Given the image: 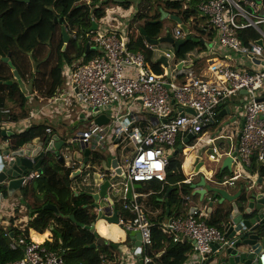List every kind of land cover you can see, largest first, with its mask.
Here are the masks:
<instances>
[{"label":"crops","instance_id":"1","mask_svg":"<svg viewBox=\"0 0 264 264\" xmlns=\"http://www.w3.org/2000/svg\"><path fill=\"white\" fill-rule=\"evenodd\" d=\"M199 1L85 0L87 9L85 8L84 11L77 13L74 17H80L82 21L85 20V25L81 27L80 34L79 29L71 27L72 19L70 18L65 29L70 36L69 40H65L59 25L54 24L53 30L50 28V32L56 33V41L60 42L59 46H61L62 52H66L73 45L74 38L78 37L77 45L70 53V58L64 56L62 59L61 73L63 83L52 95L47 94L46 89L41 88L37 84L39 83L38 80L41 79L40 74L31 76L28 72L26 77H22L19 74L14 64V51L17 48V43L15 42L17 41L11 42V44L13 43L11 52H0V69L8 72L10 78L7 80L0 79V84L17 85L26 99L23 101L21 95H19L14 97V99L7 100L8 112L1 116L0 119V129L1 131L4 130L3 134L0 135V147L5 141H9V146L12 150L23 147L27 143L48 145L52 142L50 153L42 166L33 170L42 172L45 165L57 168L56 176L66 180V184L75 195V198L70 199L68 207L78 208L83 203V199L80 196L87 194L86 192L100 190L99 184L92 183L93 180L88 183L89 177L91 178L95 174L93 177L100 178L101 173H110L114 169L112 164L114 159L117 160L120 168L123 167L125 159L132 156L135 151L133 144L125 136L116 135L119 129L114 124V114L117 108L107 107L102 109L98 115H93L89 110L90 108L82 103L80 97L75 98L71 105L65 100L64 90L68 87L67 66L71 67L85 62L99 54L98 50L88 42V34L90 32L118 30L120 34L130 40V48L134 45L135 50L140 51V48H144L145 45V51H141L146 54L150 51L148 59L153 71L164 76L167 75L172 80L181 83L187 81L192 75L209 78L211 75L209 66L216 61H231L251 71L264 69L263 62H255L247 57L242 58L240 54L224 47L220 43L218 30L208 23V19L201 14L199 6L197 8ZM8 2H14L12 5L19 10L20 24H23V32L28 33L27 38H38L39 48L42 45L47 49L57 45L52 43L51 38H47L44 43L40 39L43 33L46 34V31H49L47 30L49 27L44 28L41 24L44 13L46 15L51 13L52 15V12L48 9V5L52 4L51 1L49 3L48 0H0V22H6L5 18L9 14L7 9ZM42 3H45L46 6H39ZM75 3V0H72V4L74 5ZM96 10L103 12V14L98 15L95 12ZM262 12L260 16H263ZM56 13V10H54L53 16ZM27 16L28 18H26ZM174 17L180 18L182 23H178ZM153 25H160L161 33L158 36L151 37L149 32ZM176 28L181 29L184 33V37L181 38L184 39V42L180 46L168 41L152 45L148 40V38L155 39L166 36L167 30H171V34L175 38L172 32ZM250 28L256 29L262 35L264 24H260L259 28L250 26L241 29L239 37L243 43L244 40H254V37L247 34V31L251 30ZM2 29L7 36H13L7 27ZM186 29L189 31L188 34ZM188 36L190 37L188 38ZM262 39L263 43L261 44L260 40ZM256 43L264 46L263 35ZM135 44H139V46H135ZM166 44L171 45L172 48H168ZM80 48L83 49L82 53ZM183 48L186 51H181L180 55L179 50ZM39 51L42 52L41 49ZM52 51H55V47H53ZM33 52L34 49L24 52L25 59L32 62ZM51 52L49 55H51ZM168 53L171 56L166 57V60H161L162 56H166ZM89 54H91L90 58L88 57ZM42 57L39 55L37 65L42 64L40 62ZM56 59L57 56L55 60L53 59L55 65L59 62ZM50 63L53 62L51 61ZM34 82H36L37 86ZM248 99L247 92L241 91L220 107L218 121L205 126L201 132L206 139H211L204 145L202 144L196 149L191 147L196 137L194 134H187L182 140L180 138L177 147L169 154V158L170 161L173 159L182 161V174L185 178L182 182L170 180L167 172L165 181L153 180L140 182L138 183L139 185H136V182L132 183L131 198L127 195L128 190L122 187L119 194L110 193V195H114L113 198L117 205L115 206L116 209L120 210L118 212L119 224L109 222L104 218L99 219V210L91 208V205L88 206V209L96 215V218L92 224L85 226V228L93 232L96 235V239L91 245H85L84 247H91L100 256V264H144L141 263V257L143 258L146 252L137 251V236L126 234V229H131L121 223L122 221L127 224L131 222V215L133 214L124 207V203L134 202L140 204L143 212L146 213L147 218L153 225L158 224L159 231L157 236L161 243L159 249L154 248L156 260H153L152 264H175L183 255H185V259L182 264H210L209 261H211L210 258L213 254L210 255L208 261H204L195 249L194 242L187 238L176 242L173 240L172 234L164 230V226L173 218L188 215L195 210H202L208 213V218H205L207 222L213 221L215 226L224 231V221L231 213L232 203L227 201L221 205L215 200L213 206H209L207 199L202 202L201 195L196 193V190L203 189L205 186L202 185L197 189L192 186L193 182L200 181L201 175L206 176V182L211 186H218L217 182L229 180L227 189L231 194L243 188L241 196L236 200L241 211L248 207V198L250 199L253 195L264 192V174L260 170L253 172L243 166L237 155L235 156L237 166L236 164L233 166V172L230 171L229 167H223V161L226 156L228 154L234 155L238 148L240 130L243 127L245 107ZM77 105H81L83 108L78 109ZM71 108L73 109L70 110ZM100 115L107 118L101 124H104L109 129V140L101 143L96 141L89 146L90 151L86 155L87 148H82L78 142L72 143L71 141L75 137L69 138V133L73 131V128H77L81 124H86L85 129H75L74 131L78 130V133H80L87 130L89 125L93 121L96 122V118ZM124 115L126 116L125 121L131 122V129L142 131L146 130L150 124L163 121L157 120L152 113L144 110L138 102L133 103L131 106L123 107L120 116ZM31 127L40 128L41 132L33 138L25 137L22 145H16V135ZM48 129L51 130L48 131ZM180 145H183L182 149L179 148ZM172 155L174 158L170 157ZM107 159H112V161L107 163L106 166L103 162ZM87 177L88 179L86 180ZM99 180L102 181L103 179ZM119 180L120 182H128L121 175ZM25 186H28V190L32 195L30 193L28 196L23 194ZM36 187L38 185L33 181L30 184L23 185L21 188L20 185H17L13 189L15 193L13 201L12 198L9 199L11 201L4 211V220L0 223V226L6 229L11 238H13L11 247L19 238L25 237L28 240L45 244L63 257L64 255L73 256L74 252H77L76 249L63 246L62 233L57 229L63 223L69 224L74 221L76 211L70 213L69 218V215H63L56 204L47 203L44 208L50 213H45L46 220L41 222L42 213L36 211L40 201H36L35 196L40 198L43 193ZM218 197L220 198V196ZM103 201L108 202V198L104 197V200L102 198L101 202L104 203ZM48 204L55 206L56 210L47 208ZM219 205L225 206L226 209L219 211ZM114 213L115 208H111L108 214L113 216ZM170 239L171 242L169 241ZM173 243L178 245V251L173 246ZM180 253L181 256H179Z\"/></svg>","mask_w":264,"mask_h":264},{"label":"built area","instance_id":"2","mask_svg":"<svg viewBox=\"0 0 264 264\" xmlns=\"http://www.w3.org/2000/svg\"><path fill=\"white\" fill-rule=\"evenodd\" d=\"M262 7L264 9L263 0L261 3L258 0H203L199 4L201 14L218 30L220 43L224 47L240 54L242 58L255 57L263 60L264 49L261 45H244L239 38L241 29L250 26L259 28L260 24H264V16H260ZM173 35L176 38L184 37V33L178 28L173 30ZM262 35L264 37V31ZM88 42L99 54L85 62L67 66L68 87L64 90L65 100L71 105L75 98L80 97L82 103L89 108H117L114 124L119 129L116 135L125 136L135 149L134 154L127 157L121 167L120 175L126 181H165L171 164L169 154L177 147L180 138L182 140L187 134H194L196 137L191 146L193 149L210 141L211 139H206L201 134L203 128L217 122L220 107L241 91H246L249 99L240 130L237 156L247 168L252 164L254 155L264 164V69L251 71L231 61H216L209 66V78L192 75L181 83L154 72L145 54L132 50L130 40L118 30L90 32ZM167 56L171 55L168 53ZM136 102L157 120L163 121L150 124L143 131L131 129V122H126V116L120 114L123 107ZM178 106L190 108L194 113L185 111L181 115ZM108 130L104 124L93 121L87 130L78 133L71 142H78L86 149L96 141L101 143L109 140ZM8 143L9 141L4 142ZM117 174V168H114L110 173H101L100 177H114ZM40 175L38 170L29 171L23 176L22 184H30ZM91 178L89 177L88 183ZM118 181L122 188L128 190L126 182ZM119 183L112 185L115 194H119L122 189L117 188ZM124 207L134 217L129 224L123 221L121 223L140 232L141 251L146 252L143 262L150 264L152 258L148 255V248L154 242L153 224L138 202L124 203ZM205 218H208V213L195 210L188 215L173 218L165 224L164 230L171 233L175 241L190 239L202 259L208 261L214 253L215 245H230L231 240L225 237L221 228L209 224ZM12 247H22L24 253L20 259L8 264H68L60 253L25 237L19 238ZM260 259L261 264H264V252Z\"/></svg>","mask_w":264,"mask_h":264},{"label":"trees","instance_id":"3","mask_svg":"<svg viewBox=\"0 0 264 264\" xmlns=\"http://www.w3.org/2000/svg\"><path fill=\"white\" fill-rule=\"evenodd\" d=\"M48 1L50 3L51 0H48ZM61 1H65V0H61ZM61 1H58V3L61 4ZM201 1L203 0L199 1V3L197 4V8ZM15 4L19 5L18 3H15ZM59 4H58V8H60ZM39 6L45 7L46 4L42 3ZM63 8H64V11L69 15V18L72 19L71 27L75 29H79L78 31L80 34L81 27L85 25V20L82 21L80 17L74 18L78 12V9L74 7V5L72 4V0H67ZM85 8L87 9V7ZM7 9H9V12H8L9 17L7 16V18H5V21H6L5 23L0 22V28H1L0 30V34H1L0 52L1 53H5L6 51L11 52L12 47H13L12 45L13 43L11 44V42L17 41L15 42L17 43V48L14 51V56H15L14 64L17 67L19 74L22 77H26L28 72L30 73L31 76H34V75L37 76L40 74L39 76L41 79L38 80L39 83L37 84L40 85L41 88L46 89V91L48 92L47 94L52 95L53 93L56 92V89L59 88L63 83V78H62V73H61L62 72L61 65L63 63L62 59L64 58V56L70 58V53L74 50V47L77 45L78 37L74 38L73 43H72L73 45L66 52H62L61 46H59L60 42L56 41V33L50 32V28H52L53 30V27H54L53 15H51V13H49L48 15H46L45 13L43 14L41 25L44 28L49 27L47 28V30L49 31H46V34L43 33L40 39H42V43H44L47 38L48 39L51 38L52 43L57 44L53 46L55 47V52L57 55L56 60L59 61L58 64L55 65L54 63L55 59L51 60V58H49L50 57L49 53L51 52L53 47L47 49V48H44V45H42L39 48L38 38L36 37L35 39L27 38L26 36L28 33L23 32V29H22L23 24H20L21 22L19 20V16H20L19 10L16 9L15 7L14 9L10 10L8 6H7ZM95 12L98 15L103 14V12L98 11V10H96ZM26 18H28V16ZM3 27H7L8 29H10L9 32H11L13 36L12 37L7 36L2 29ZM250 29L251 30L247 31V34H250L252 37H254V40H249V41L244 40L245 45H249L251 41L256 43L257 40H259L262 37V35L259 32H257L256 29H253V28H250ZM160 33H161L160 25H155V26L153 25L152 29L149 32L151 37L158 36ZM135 46H139V44H135ZM33 49H34V52H33L32 62H31L30 60L25 59V55L23 53L26 51L33 50ZM39 49H41L42 52H40ZM131 49L134 51H138V50H135L134 45H132ZM140 49L145 51L144 50L145 45H144V48H140ZM181 51L184 52L186 51V49L183 48L182 50H179V54L181 53ZM82 52H83V49H81V53ZM149 53L150 51H148L147 54L144 53L148 63H149V59H148ZM39 55L43 56L42 60L40 61L42 62L41 65L36 64L37 61H39L38 59ZM88 57L90 58L91 54H89ZM150 59H151V55H150ZM51 61L53 63H50ZM35 65H37V67H35ZM8 74H9L8 72L0 69V79H4V80L9 79L10 77L8 76ZM36 80H37V77H36ZM34 84L37 86L36 82H34ZM19 95H21L23 101L26 99L24 94L21 92V90L19 89L17 85L0 84V119H1V116L7 114L8 112L7 100L12 99V98L14 99V97L19 96ZM39 132H41L40 128L31 127L30 129L23 131L16 135L15 144L22 145L24 143L25 137L29 136L33 138ZM2 134H3V131L0 132V135ZM248 169L253 172L260 170V172L264 174V164L260 162L255 155L252 157V164L248 166ZM167 172H168V177L170 180L182 182L185 179L182 174L183 173L182 172V161H177L176 159L171 160V166H169V168L167 169ZM56 174H57V168L52 167L51 165H45L42 169L40 177L35 180L36 184L38 185V187L36 188H38L41 191V193H43V196H41L40 198L34 195L36 198V201H40V204L36 207V211L42 213L41 222H44V220H46L45 213L47 214L50 213V211H46V209L44 208V206L47 203L56 204L59 207L60 211L63 213V215L64 216L69 215V218L71 215L70 213H73L74 211H76L75 220H74L75 222L72 221L71 223L66 224V223H63L65 222L63 221L62 222L63 224L57 229L62 233V237L64 239L63 246L66 248L73 247L77 251V252H74L73 256L64 255V258L68 264H78V263L79 264H100L101 262L100 256L97 253H95L91 247L89 248L84 247L85 245H91L96 239V235L93 232H90L89 229L85 228V226L87 227L90 224H92L96 218V215L93 214V212H90V210L88 209V206H90L93 203V199L89 195L84 194L80 196V198L83 199V203L78 208L68 207L69 202L71 201L70 199L75 198V195L72 193V191L69 189V186L66 184L67 181L62 178L57 177ZM23 189H24L23 194L25 196H28L29 193L32 195V193L28 190V186H25ZM131 216L133 219V215ZM208 223L215 226L214 222L211 220L208 221ZM157 226L158 224L153 225L152 227L154 242L148 248V255L152 258V261L156 260L154 248L159 249V245L161 243L160 239L157 236L158 231H159ZM171 239L169 240L170 242H171ZM12 240L13 238H11L9 232L0 226V264H8L9 262L20 259L23 256L21 248L13 249L11 247ZM173 246H175L177 251L179 250L178 245L173 243ZM179 256H181V253ZM184 259H185V255H183V257L180 258L175 264H182ZM150 264H152V262Z\"/></svg>","mask_w":264,"mask_h":264},{"label":"water","instance_id":"4","mask_svg":"<svg viewBox=\"0 0 264 264\" xmlns=\"http://www.w3.org/2000/svg\"><path fill=\"white\" fill-rule=\"evenodd\" d=\"M259 3L262 0H258ZM264 16V12H262ZM178 23H182L181 19L178 17H174ZM187 34L189 31L186 29ZM63 34L65 40H69L70 36L63 29ZM190 36H188L189 38ZM186 38V39H188ZM150 43L159 44L160 42L168 41L173 42L177 46H180L184 39H175L171 32H167L166 36H162L160 38L151 39L148 38ZM260 43H263V39L260 40ZM167 56H162L161 60H166ZM255 62H260L261 60L252 58ZM263 62V61H262ZM264 63V62H263ZM175 104V101L173 100ZM104 108L99 107H90V111L93 115H98L100 111ZM178 111L181 115H184L185 111L193 112L190 108H184L183 106H178ZM107 118L103 115H100L96 118V122L101 124L105 122ZM1 132V129H0ZM4 132V130H3ZM52 147V142L50 144H25V146L17 148L16 150H12L8 144H3L0 147V223L4 220V211L8 207L9 199L14 196L13 189L20 185V188L23 186V176L27 174L29 171L40 168L46 158L50 153V149ZM180 149L183 148V145L179 146ZM90 148L86 149V155L89 153ZM237 153V150H236ZM234 153L228 154L224 159L223 167H229L230 171L233 172V166L237 163L235 161ZM112 159H107L103 162L104 165L107 166V163L111 162ZM87 162V159H86ZM113 167L117 168L118 174L114 177L108 178H97L92 176L90 182L95 184H99L100 190L86 192L93 199V203L91 204V208H94L98 211V217L104 218L109 222L120 223V218L118 216V212L120 210L116 209V202L113 198L115 192L112 190L113 184L118 182L122 169L119 167V163L114 159ZM124 177V176H123ZM99 179H103L100 181ZM8 182V184H7ZM218 186H211L206 182V176L201 175L200 181L193 182L192 186L194 188H198L202 185L205 186L203 189H197L196 193L201 195V201L204 202L206 199L209 201V206H213L215 200L219 202V204H223L224 202H231L232 208L231 213L228 218L224 221L225 228L224 233L225 237L231 240L230 245H225L220 247L219 244L215 245L214 253L210 258V264H259L260 263V254L264 251V192H260L252 196V198H248V207L241 211L237 205V198L241 196L243 192V188L238 190L236 193L231 194L227 189L229 181H221L216 183ZM121 183L118 184L117 188L120 189ZM136 185H139L138 183ZM233 185V184H232ZM127 195L129 198L132 197V183L127 182ZM114 189V188H113ZM110 193H112L110 195ZM211 195V196H210ZM220 196V198L218 197ZM108 198V202L102 203V198L104 200ZM219 205V211H224L226 209L225 206ZM47 208L56 207L53 205H47ZM102 207V208H101ZM111 208H115V213L113 216H109V212ZM126 234L136 235L138 238L137 241V251L141 252V234L140 232L134 230L126 229ZM141 263L143 262V258L141 257ZM209 264V263H207Z\"/></svg>","mask_w":264,"mask_h":264},{"label":"flooded vegetation","instance_id":"5","mask_svg":"<svg viewBox=\"0 0 264 264\" xmlns=\"http://www.w3.org/2000/svg\"><path fill=\"white\" fill-rule=\"evenodd\" d=\"M58 1L61 0H51L52 4L50 3L48 5V9L52 12V15L54 14V10H56V15L53 16V23L56 25H59L62 29L67 28V24H68V20H69V15L64 11L63 6L65 5V2H67V0L65 1H61V4L58 3ZM78 0H75V2ZM12 3L14 2H8V7L11 9H14V6L12 5ZM58 4L60 5V8H58ZM74 7L76 9H78V12H82L85 9V0H80L78 3L76 2L74 4ZM9 10V9H8Z\"/></svg>","mask_w":264,"mask_h":264},{"label":"rangeland","instance_id":"6","mask_svg":"<svg viewBox=\"0 0 264 264\" xmlns=\"http://www.w3.org/2000/svg\"><path fill=\"white\" fill-rule=\"evenodd\" d=\"M80 0H78V1H76L77 3L79 2ZM166 46L168 47V48H172V46L171 45H169V44H166ZM57 55H56V52L55 51H52L51 52V55H50V57L49 58H51V60H53V59H55V57H56ZM43 62H44V60H43ZM19 82H21V80H19ZM77 107H78V109H82L83 107L81 106V105H77ZM74 108V107H73ZM73 108H71L70 110H72ZM85 127H86V124H81V125H79L77 128H73L72 130L73 131H71V133H69V138H73V137H75L76 136V134L78 133V130L79 129H85ZM75 129H78L77 131H74ZM171 158H174V156L172 155V156H170Z\"/></svg>","mask_w":264,"mask_h":264},{"label":"clouds","instance_id":"7","mask_svg":"<svg viewBox=\"0 0 264 264\" xmlns=\"http://www.w3.org/2000/svg\"><path fill=\"white\" fill-rule=\"evenodd\" d=\"M262 11H264V9H262ZM262 11H261V12H262ZM169 31L171 32V30H169ZM169 31L167 30V32H169ZM172 33H173V32H172ZM185 34H186V33H185ZM175 38H176V37H175ZM239 38H240V37H239ZM177 39H181V38H177ZM252 43H255V42H252ZM252 43H250V44H252ZM243 44H244V43H243ZM250 44H249V45H250ZM256 44H258V43H256ZM244 45H245V44H244ZM259 45H261V44H259ZM261 46H262L263 49H264V46H263V45H261ZM138 51H139V50H138ZM141 52H142V51H141ZM166 56H167V54H166ZM167 57H168V56H167ZM247 58H248V59H252V57H247ZM253 58H255V57H253ZM256 59H257V58H256ZM259 60H261V62H262V61L264 62V59H263V60H262V59H259ZM149 65H150V64H149ZM154 72H155V71H154ZM177 109H178V107H177ZM178 112H179V111H178ZM31 171H32V170H31ZM152 181H153V180H152ZM148 182H149V181H148ZM136 183H139V182H136ZM26 185H27V184H26ZM263 252H264V251H263ZM263 252H262V253H263ZM262 253H261V254H262ZM261 254H260V255H261ZM259 264H261V259H260V263H259Z\"/></svg>","mask_w":264,"mask_h":264}]
</instances>
